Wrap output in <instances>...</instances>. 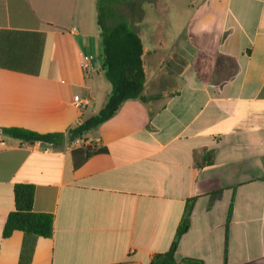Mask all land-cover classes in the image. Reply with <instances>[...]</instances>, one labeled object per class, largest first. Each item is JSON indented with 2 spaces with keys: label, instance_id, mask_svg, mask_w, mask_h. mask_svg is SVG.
Wrapping results in <instances>:
<instances>
[{
  "label": "crops",
  "instance_id": "1",
  "mask_svg": "<svg viewBox=\"0 0 264 264\" xmlns=\"http://www.w3.org/2000/svg\"><path fill=\"white\" fill-rule=\"evenodd\" d=\"M96 1L0 0V129L66 134L102 108ZM125 1L144 14L138 30L124 20L144 46V100L72 141L0 133V264H149L187 203L176 262L264 264V0ZM15 184L52 216L49 238L1 237Z\"/></svg>",
  "mask_w": 264,
  "mask_h": 264
},
{
  "label": "trees",
  "instance_id": "2",
  "mask_svg": "<svg viewBox=\"0 0 264 264\" xmlns=\"http://www.w3.org/2000/svg\"><path fill=\"white\" fill-rule=\"evenodd\" d=\"M133 1L97 0L95 4L97 25L99 26L102 47V66L105 77L111 85V91L102 108L90 119L67 130L66 134L40 135L32 131L9 128L0 129V133L22 142L32 144L61 143L81 138L89 130L96 128L111 118L119 107L128 100L141 99L146 79V64L144 61V46L141 38L121 18H116V12L121 4ZM208 158L203 163L208 164ZM34 189L30 184H15L13 186V210L7 215L1 237L8 238L15 231L25 236L49 238L52 234L53 219L46 213H35L32 210ZM191 202V201H189ZM191 204L187 203L185 213L179 224L169 250L154 255L149 264H203L193 259H183L176 262L174 251L180 236L185 231ZM230 217V209L227 219Z\"/></svg>",
  "mask_w": 264,
  "mask_h": 264
},
{
  "label": "rangeland",
  "instance_id": "3",
  "mask_svg": "<svg viewBox=\"0 0 264 264\" xmlns=\"http://www.w3.org/2000/svg\"><path fill=\"white\" fill-rule=\"evenodd\" d=\"M140 5V1H137L131 8L126 4H121L116 12V18L119 17L125 20L132 28L138 30L136 24L140 21V17L144 16L143 12L140 10ZM179 68L181 69V67Z\"/></svg>",
  "mask_w": 264,
  "mask_h": 264
},
{
  "label": "built area",
  "instance_id": "4",
  "mask_svg": "<svg viewBox=\"0 0 264 264\" xmlns=\"http://www.w3.org/2000/svg\"><path fill=\"white\" fill-rule=\"evenodd\" d=\"M81 69L85 76H89L90 73L92 72V66H91V56H87L83 59V62L81 64ZM90 97H84V98H78L75 97L73 99V107L77 109L78 111L82 112L84 111L89 105H90Z\"/></svg>",
  "mask_w": 264,
  "mask_h": 264
}]
</instances>
